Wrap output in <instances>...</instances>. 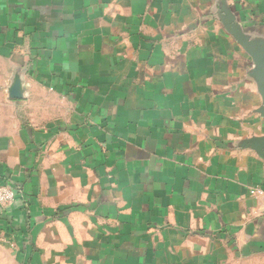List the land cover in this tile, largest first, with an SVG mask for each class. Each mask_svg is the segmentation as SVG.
<instances>
[{"label": "crops", "instance_id": "0c3cea01", "mask_svg": "<svg viewBox=\"0 0 264 264\" xmlns=\"http://www.w3.org/2000/svg\"><path fill=\"white\" fill-rule=\"evenodd\" d=\"M264 0H0V264H264L263 101L225 28Z\"/></svg>", "mask_w": 264, "mask_h": 264}, {"label": "water", "instance_id": "95a60500", "mask_svg": "<svg viewBox=\"0 0 264 264\" xmlns=\"http://www.w3.org/2000/svg\"><path fill=\"white\" fill-rule=\"evenodd\" d=\"M221 13L224 15L223 23L225 28L252 59V76L258 84L263 101L259 113L264 117V39L253 40L249 35L244 33L237 23L236 17L230 10L223 9ZM246 147L254 150L260 156H264V137L249 140L246 143Z\"/></svg>", "mask_w": 264, "mask_h": 264}, {"label": "built area", "instance_id": "2783aa9c", "mask_svg": "<svg viewBox=\"0 0 264 264\" xmlns=\"http://www.w3.org/2000/svg\"><path fill=\"white\" fill-rule=\"evenodd\" d=\"M18 195L17 189L13 185L0 187V207L12 205Z\"/></svg>", "mask_w": 264, "mask_h": 264}]
</instances>
